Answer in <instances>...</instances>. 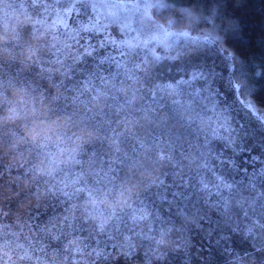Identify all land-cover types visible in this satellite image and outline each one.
Returning a JSON list of instances; mask_svg holds the SVG:
<instances>
[{
  "label": "trees",
  "instance_id": "obj_1",
  "mask_svg": "<svg viewBox=\"0 0 264 264\" xmlns=\"http://www.w3.org/2000/svg\"><path fill=\"white\" fill-rule=\"evenodd\" d=\"M151 1L156 27H187L193 43L137 66L89 7L0 0V264L71 237L90 264L133 243L114 220L140 209L196 222L185 264L211 263L232 138L257 122L249 108L264 114V0Z\"/></svg>",
  "mask_w": 264,
  "mask_h": 264
},
{
  "label": "rangeland",
  "instance_id": "obj_2",
  "mask_svg": "<svg viewBox=\"0 0 264 264\" xmlns=\"http://www.w3.org/2000/svg\"><path fill=\"white\" fill-rule=\"evenodd\" d=\"M69 5L90 8L92 25L97 32H107L108 39L116 47V58L133 60L137 66L143 63H160L162 59L175 58L184 48L192 44L189 29L176 25L160 24L158 29L153 20L151 0H67ZM107 28H113L107 31ZM188 33V35H184ZM121 36V38H119ZM191 39V40H190ZM243 99V98H242ZM248 109V108H247ZM252 112L257 122H247L250 134L237 133L232 138V167H227L220 185L218 201L220 214L219 241L214 256L208 258L210 264H264V120L263 113ZM228 139V136H226ZM128 208H140L125 204ZM142 205V204H141ZM152 209L153 207L150 206ZM125 207H121L123 209ZM226 211L225 214L224 211ZM127 212V211H126ZM119 216H124L126 213ZM114 220L115 225L136 229L129 237L133 243L92 252L90 264H185L189 247L184 244V229L196 227L184 217L171 216L169 212H150L146 209ZM60 239V238H59ZM72 244L60 239V248L24 250L21 260L13 264H63L74 257L77 250ZM192 243L194 239L189 238ZM172 244L182 253H173ZM170 247V248H169ZM192 249V248H191ZM102 257H107L104 259ZM56 259H59L56 261ZM64 260V261H62ZM176 261V262H174ZM172 262V263H170Z\"/></svg>",
  "mask_w": 264,
  "mask_h": 264
},
{
  "label": "snow or ice",
  "instance_id": "obj_3",
  "mask_svg": "<svg viewBox=\"0 0 264 264\" xmlns=\"http://www.w3.org/2000/svg\"><path fill=\"white\" fill-rule=\"evenodd\" d=\"M184 35H188V33H184ZM206 41H209V42H212V40H213V38H209V37H205L204 38ZM215 40H218L219 38L218 37H215L214 38ZM226 54H227V56H228V58L229 59H231L232 57H233V53H231V52H226ZM201 76H203V74L201 73ZM194 78H196L195 77V74H194ZM237 87H239V85H237ZM234 91H235V89H234ZM259 118L260 119H262V120H264V114H262V115H259ZM262 174H264V173H262ZM96 183H100V180H99V178L97 177V179H96V181H95ZM76 190L78 191V192H80V193H83L84 191H86L87 190V186L83 183V182H81V184H79V185H77L76 186ZM67 195V194H66ZM102 258H104V259H107V257H102Z\"/></svg>",
  "mask_w": 264,
  "mask_h": 264
}]
</instances>
